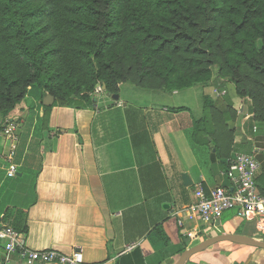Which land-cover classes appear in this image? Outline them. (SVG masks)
<instances>
[{
	"label": "crops",
	"instance_id": "crops-1",
	"mask_svg": "<svg viewBox=\"0 0 264 264\" xmlns=\"http://www.w3.org/2000/svg\"><path fill=\"white\" fill-rule=\"evenodd\" d=\"M132 91L118 99L105 93L81 108L53 106L45 118L43 109H33L22 130L30 126L29 133L25 139L20 133L25 146L16 151L15 177L6 176L0 157V227L19 215L27 248L80 251L82 264H174L183 250L217 234L264 238L255 221L243 227L231 212L211 225L183 215L179 226L173 215L193 202L197 183L226 184L220 172L229 152L255 153L264 169V125L252 120L249 101L226 88L233 117L208 115L209 132H195L204 108L201 100L186 101L192 94ZM212 96L222 113L224 98ZM3 246L0 264H26L18 253L5 262ZM186 264H264V249L222 241Z\"/></svg>",
	"mask_w": 264,
	"mask_h": 264
},
{
	"label": "trees",
	"instance_id": "trees-1",
	"mask_svg": "<svg viewBox=\"0 0 264 264\" xmlns=\"http://www.w3.org/2000/svg\"><path fill=\"white\" fill-rule=\"evenodd\" d=\"M214 36L224 66L218 65L211 80L212 94L214 89L226 90L221 78L227 69L236 95L249 101L252 120L264 125V0H0V98L6 101L1 112L6 115L25 93L33 109H43L39 118H44L46 98L52 106L78 99V108L86 107L95 101L91 93L98 85L116 95L118 85L129 79L140 82L135 83L138 87L163 92L207 85L210 65L216 64ZM129 52L137 60L136 70L122 66L121 56ZM154 78L161 83L141 84ZM221 96L226 106L222 113L211 92L201 93L204 114L194 118L195 132H209L208 115L233 117L231 102ZM34 116L33 110L29 124ZM24 139L20 134L18 156ZM215 149L219 156L222 149ZM260 170L256 183L264 195L261 164ZM10 225L20 233L27 230L19 215L4 226Z\"/></svg>",
	"mask_w": 264,
	"mask_h": 264
},
{
	"label": "built area",
	"instance_id": "built-area-1",
	"mask_svg": "<svg viewBox=\"0 0 264 264\" xmlns=\"http://www.w3.org/2000/svg\"><path fill=\"white\" fill-rule=\"evenodd\" d=\"M214 92L223 95L225 90L214 89ZM1 135L9 141L5 155L6 176L15 177L17 164L14 158L19 142L16 125L7 124ZM259 169L260 162L255 153L236 152L227 159L226 167L220 172L226 184L204 187L202 183H197L192 191L193 202L186 208L173 211L179 226H183V215L190 221L211 225L225 212H231L240 219L255 221L256 228L264 230V195L259 193L256 183ZM0 241L4 245L5 262L9 261L13 253H18L26 264H82L83 261L80 251L63 254L54 249H29L24 245V235L10 226L0 227ZM133 246L131 244L127 249Z\"/></svg>",
	"mask_w": 264,
	"mask_h": 264
},
{
	"label": "rangeland",
	"instance_id": "rangeland-1",
	"mask_svg": "<svg viewBox=\"0 0 264 264\" xmlns=\"http://www.w3.org/2000/svg\"><path fill=\"white\" fill-rule=\"evenodd\" d=\"M216 24L219 25L220 22L218 21ZM211 40H212L211 47L213 48V50L215 52L212 57H213V60L216 61V64L215 65L214 64L210 65L211 78H210L209 83L207 85L196 84V85H193V86H191L189 88H186L184 90H181V91L180 90H175L177 92H183L184 94H188V93L192 94V98L188 97L186 99V101L188 103L190 101L192 103H194V101H196V100H202V98H201V93L202 92H204V91L205 92L206 91L211 92L212 91L213 85L211 83V80H213L216 77V75H217L218 65L223 64V66H224V61H223V59L220 56V53L218 51V49H219L218 41H217L218 38H216L214 36V37L211 38ZM203 46H204V44H203ZM256 46H257L258 49L260 48L259 42L256 43ZM134 56L135 55L132 52H129L126 56H124V55L121 56L122 57V60H121L122 61V66L124 68L132 66L133 70H136L137 60L135 59ZM240 72H241L242 75H245L246 72H247L246 68L242 67ZM222 75H223V78H221V79L226 81L225 82V89L228 88V89H230V91H233L236 94L234 85L232 84L231 81H229L230 80L229 79L230 75L228 74V70L226 69V71H225L224 68H223ZM250 77L253 78V75H250ZM159 82L161 83V80L159 78H154L150 82L141 81V84H143L145 86H156ZM248 82L249 81L247 80L246 84H248ZM135 83L139 84L140 82H135ZM135 83H134V81H132L130 79L120 83L118 85V93L116 95L118 97L119 96H122V97L131 96V95L134 94V92L132 90L153 91V89H145L144 87L143 88L138 87V85H136ZM0 88H2V85L0 86ZM15 91L17 92L18 89H15ZM105 93H107V92L104 90V87H101V85H98L95 88V90L93 91V93H91V96L96 99V98H99L100 96H102ZM109 95L113 98L115 94H109ZM116 99H118V98H116ZM63 102L64 103H62V105H54V106L74 107V108H78L79 106H82V102L80 100H78V99H73L72 103L71 102L67 103L69 106H67L65 101H63ZM5 104H6L5 99L0 98V130L2 131L3 129H5L7 124L14 123L16 125V129H17L18 134H20L22 132V130H23L26 117H28V115L31 114L32 110H33V107L31 105V98L28 97L25 93H23L21 98L19 99V102L17 103V105L14 108H12L11 110L7 111L6 115H4L1 112V110L4 109ZM43 105L45 106V110H46L45 112L48 114V111H50L51 107H53L52 106L53 102L50 99V103L49 104L43 103ZM46 106H49L50 108H46ZM46 113L44 115L45 117H46ZM1 131H0V136H1ZM1 137L5 141V147H4V149L2 151H0V157L5 161V155L7 153V146L9 144V141L3 135ZM5 164H6V161H5ZM6 168H7V166L5 165V167H4L5 174H6ZM241 223H242V225H244L243 227H246V228L250 227V225L247 224L244 221V219H241Z\"/></svg>",
	"mask_w": 264,
	"mask_h": 264
},
{
	"label": "water",
	"instance_id": "water-1",
	"mask_svg": "<svg viewBox=\"0 0 264 264\" xmlns=\"http://www.w3.org/2000/svg\"><path fill=\"white\" fill-rule=\"evenodd\" d=\"M114 97L118 98L117 95H114ZM44 103L49 104L50 99H44ZM182 179L185 185H190L191 181L188 178L187 174H183ZM164 207L167 208L168 206L165 205ZM222 241L264 249V238H254L240 233L217 234L215 236L208 237L200 241L199 243H196L193 246H190L189 248L183 250L174 264H186L192 255Z\"/></svg>",
	"mask_w": 264,
	"mask_h": 264
}]
</instances>
